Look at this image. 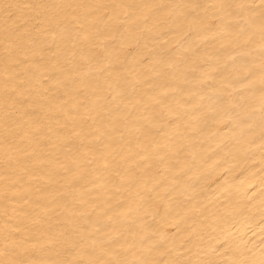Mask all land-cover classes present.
Listing matches in <instances>:
<instances>
[{
  "label": "snow or ice",
  "instance_id": "6c2138e0",
  "mask_svg": "<svg viewBox=\"0 0 264 264\" xmlns=\"http://www.w3.org/2000/svg\"><path fill=\"white\" fill-rule=\"evenodd\" d=\"M0 264H264V0H0Z\"/></svg>",
  "mask_w": 264,
  "mask_h": 264
},
{
  "label": "bare ground",
  "instance_id": "6f19581e",
  "mask_svg": "<svg viewBox=\"0 0 264 264\" xmlns=\"http://www.w3.org/2000/svg\"><path fill=\"white\" fill-rule=\"evenodd\" d=\"M224 179V177H221V181ZM219 182V181H218Z\"/></svg>",
  "mask_w": 264,
  "mask_h": 264
}]
</instances>
